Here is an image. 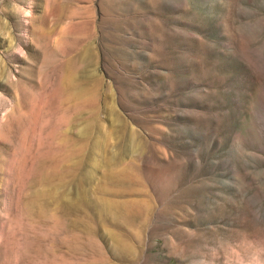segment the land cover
I'll list each match as a JSON object with an SVG mask.
<instances>
[{
    "label": "rangeland",
    "instance_id": "374dc122",
    "mask_svg": "<svg viewBox=\"0 0 264 264\" xmlns=\"http://www.w3.org/2000/svg\"><path fill=\"white\" fill-rule=\"evenodd\" d=\"M0 264H264V0H0Z\"/></svg>",
    "mask_w": 264,
    "mask_h": 264
}]
</instances>
